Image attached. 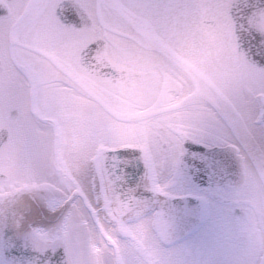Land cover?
<instances>
[{"label": "snow or ice", "instance_id": "1", "mask_svg": "<svg viewBox=\"0 0 264 264\" xmlns=\"http://www.w3.org/2000/svg\"><path fill=\"white\" fill-rule=\"evenodd\" d=\"M0 264H264V0H0Z\"/></svg>", "mask_w": 264, "mask_h": 264}, {"label": "flooded vegetation", "instance_id": "2", "mask_svg": "<svg viewBox=\"0 0 264 264\" xmlns=\"http://www.w3.org/2000/svg\"><path fill=\"white\" fill-rule=\"evenodd\" d=\"M175 40V37H173ZM204 44L207 48L209 60L213 64H217L220 62V56H221V49L222 44L224 41L231 40L233 43L236 40V35L232 34L231 26L228 27V29L223 33V35H218L215 33H206L203 37ZM196 202L195 201H189L190 207H195ZM188 225L190 227H196L198 226V220L197 217L193 216L190 217L188 220ZM22 248H17L15 251L12 252L16 255H20L22 253Z\"/></svg>", "mask_w": 264, "mask_h": 264}, {"label": "water", "instance_id": "3", "mask_svg": "<svg viewBox=\"0 0 264 264\" xmlns=\"http://www.w3.org/2000/svg\"><path fill=\"white\" fill-rule=\"evenodd\" d=\"M227 166L229 169V174L230 177L233 181L238 180L239 178V166L236 163L234 158L229 157L228 161H227ZM15 251V250H14ZM15 253V252H14ZM13 252L11 253L12 255H16Z\"/></svg>", "mask_w": 264, "mask_h": 264}]
</instances>
